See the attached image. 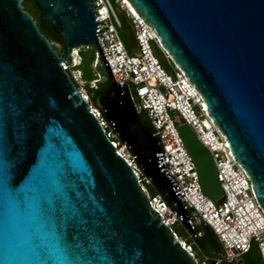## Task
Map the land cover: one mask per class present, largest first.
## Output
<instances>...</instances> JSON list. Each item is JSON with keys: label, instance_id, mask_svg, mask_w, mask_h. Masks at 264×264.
Instances as JSON below:
<instances>
[{"label": "water", "instance_id": "1", "mask_svg": "<svg viewBox=\"0 0 264 264\" xmlns=\"http://www.w3.org/2000/svg\"><path fill=\"white\" fill-rule=\"evenodd\" d=\"M23 1L0 0V264H198L60 65L71 63L73 49L96 50L109 82L96 106L191 230L157 138L126 86L113 80L91 0H31L61 40L59 53ZM126 1L201 97L264 212V0ZM117 14L129 53L138 56L133 26ZM176 129L202 194L220 204L210 154L182 120Z\"/></svg>", "mask_w": 264, "mask_h": 264}, {"label": "built area", "instance_id": "2", "mask_svg": "<svg viewBox=\"0 0 264 264\" xmlns=\"http://www.w3.org/2000/svg\"><path fill=\"white\" fill-rule=\"evenodd\" d=\"M91 3L99 29V43L113 80L126 86L136 113L144 114L148 120L158 140L164 166L178 189L192 227L204 223L218 239L223 257L210 264H220L222 260L230 264L238 263L250 251L253 243L257 245L264 264V212L252 193L246 173L229 154L224 136L207 118L201 97L126 0H91ZM118 10L125 14L133 26L138 56L129 53L121 38L122 24ZM152 45L164 56L172 75L163 70L151 50ZM78 51L71 50V63H61V67L76 86L81 99L97 119L117 154L131 167L137 182L147 194L150 206L173 231L172 228L182 223L173 206L160 193L149 194L147 187L153 186L152 181L139 168L135 157L118 139L99 107L91 103L83 88L81 73L75 70L80 62ZM99 59L96 52L95 63ZM180 120L192 129L197 141L214 162L217 182L223 193L220 204L212 202L201 192L195 166L176 129ZM178 240L194 256L191 246L180 238Z\"/></svg>", "mask_w": 264, "mask_h": 264}, {"label": "trees", "instance_id": "3", "mask_svg": "<svg viewBox=\"0 0 264 264\" xmlns=\"http://www.w3.org/2000/svg\"><path fill=\"white\" fill-rule=\"evenodd\" d=\"M21 6L23 7V10L32 17L39 32L48 40L53 50L59 53L61 51V40L51 31L50 26L40 23L37 10L34 7L32 1L24 0ZM120 35L128 48V44L123 36V33L121 32ZM57 44H59V47L57 46ZM95 53L96 50L93 47H89L87 49H79L78 55L80 58V62L79 65L75 67V70L81 73L82 86L85 89L93 105H96L95 102L97 96L104 93L109 86V82L106 79L105 75H102V78H100L99 73L93 72L91 69L93 63L95 62ZM97 65H99L100 68L103 69L101 67L102 65L100 59L98 60ZM140 116L146 119L144 114L141 113ZM146 125L150 127V124L147 119ZM155 190L153 189L152 192H148L151 195L160 193L156 192ZM172 230L178 238L183 237L184 242H188V245H190L192 248V253L194 254L195 258L197 255H200L204 257L209 264L215 259H222L223 253L218 239L216 238L213 231L204 223H199L198 225L194 226L191 230L188 229V232H180L176 230V226L172 228ZM251 249L247 254L242 256L241 260L238 263L235 264H263L259 253L255 258L248 257V255L251 253ZM220 264L230 263H226L222 260Z\"/></svg>", "mask_w": 264, "mask_h": 264}, {"label": "rangeland", "instance_id": "4", "mask_svg": "<svg viewBox=\"0 0 264 264\" xmlns=\"http://www.w3.org/2000/svg\"><path fill=\"white\" fill-rule=\"evenodd\" d=\"M122 32V30H120V33ZM57 46L59 47V44H57ZM102 67V66H101ZM103 68V67H102ZM92 71L93 72H98L99 73V77L100 78H102V75L104 76H106V74H105V71H104V68L103 69H101L100 68V66L99 65H97V62L95 63H93V65H92ZM147 189H148V191L149 192H152V190L154 189H156L155 187L153 188V186H150V187H147ZM156 192H159L157 189L155 190ZM176 230H178V231H180V232H185V231H187L188 232V229L181 223H178L177 225H176ZM180 239H181V241L183 240L184 241V238L183 237H180ZM186 243L188 244V242L186 241ZM257 255H258V250H257V245L255 244V243H253L252 244V249H251V253L248 255V257H250V258H255V257H257ZM196 260H197V263L198 264H209L208 262H207V260L204 258V257H202V256H200V255H197L196 256Z\"/></svg>", "mask_w": 264, "mask_h": 264}]
</instances>
